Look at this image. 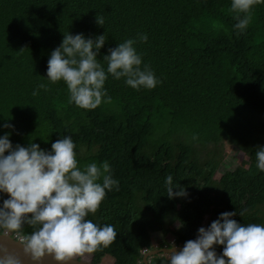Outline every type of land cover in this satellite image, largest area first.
<instances>
[{"label":"trees","instance_id":"trees-1","mask_svg":"<svg viewBox=\"0 0 264 264\" xmlns=\"http://www.w3.org/2000/svg\"><path fill=\"white\" fill-rule=\"evenodd\" d=\"M230 5L0 0V124L13 125L0 127V135L9 133L13 146L31 141L45 150L70 135L78 166L106 161L119 182L86 217L117 233L109 246L91 253L94 264L101 254L113 264H161L162 249L182 248L207 218L208 226L224 211L236 212L233 219L242 224H264V172L255 166L256 148L264 145V3L252 6L242 33L233 28ZM97 15L104 25L96 24ZM69 32L104 33L98 60L105 69L107 50L136 38L141 67L149 65L160 82L137 90L109 75V102L102 98L91 110L69 103L65 83L46 77L51 51ZM140 33L146 41H139ZM40 83L46 89L37 88ZM227 145L243 151L246 163L235 165L236 158L224 153ZM169 174L187 196L167 197ZM35 227L9 233L25 238ZM222 247L215 246L217 254Z\"/></svg>","mask_w":264,"mask_h":264},{"label":"clouds","instance_id":"clouds-1","mask_svg":"<svg viewBox=\"0 0 264 264\" xmlns=\"http://www.w3.org/2000/svg\"><path fill=\"white\" fill-rule=\"evenodd\" d=\"M261 3L264 0H231L230 9L236 14L233 28L242 33L251 21L250 9ZM95 22L104 25L98 15ZM138 39L143 42L147 36L140 33ZM105 41L104 33L93 38L69 32L51 51L46 77L51 83H65L69 103L91 110L102 103V98L109 102L104 88L109 75L124 78L126 85L137 90L152 89L160 82L149 65L141 67L142 57L134 47L136 38L109 48L102 57L105 69L98 60ZM46 87L44 83L37 85L39 89ZM36 94L34 89L32 95ZM0 127L13 125L6 122ZM9 135H0V194H7L0 199V235L14 237L9 232H17L23 225L38 226L20 242L24 253L37 262L46 253L56 261H66L109 246L117 235L114 226L98 225L86 218L96 212L106 190H118L119 182L112 177L109 163L93 161L78 166L70 135L53 141L50 150L31 141L26 146H13ZM255 161L256 168L264 172V145L256 148ZM164 185L169 199L187 196L170 174L164 178ZM235 215L234 211L221 212L207 227H199L195 239L185 241L179 250L174 245L162 249L161 264H264V224H242L233 219ZM217 245L223 246L219 254ZM0 264H21V260L0 246Z\"/></svg>","mask_w":264,"mask_h":264},{"label":"water","instance_id":"water-1","mask_svg":"<svg viewBox=\"0 0 264 264\" xmlns=\"http://www.w3.org/2000/svg\"><path fill=\"white\" fill-rule=\"evenodd\" d=\"M208 219L205 222V226L207 227ZM21 241L16 239L15 237L7 234L0 235V246H3L8 252L17 256L21 260V264H94L89 260H85L83 258L72 257L66 261H56L53 259L51 254H45L41 259L37 261L31 260L30 256L26 255L23 251V246L20 243ZM181 247L176 246L175 249L179 250ZM167 249V248H164ZM158 250H154L151 254L157 253ZM148 254L144 256V261L147 260Z\"/></svg>","mask_w":264,"mask_h":264},{"label":"rangeland","instance_id":"rangeland-1","mask_svg":"<svg viewBox=\"0 0 264 264\" xmlns=\"http://www.w3.org/2000/svg\"><path fill=\"white\" fill-rule=\"evenodd\" d=\"M224 153L226 156H229V157L234 156L236 158L235 165L240 164V162L246 163V161H247L246 154L243 151H240L237 149L235 150L233 148V146L227 145L225 147ZM154 240H156V239L154 238ZM77 257H81V258H84L86 260H91L93 258V255L91 253H84L82 255H78ZM97 261L100 264H113L114 263L113 259L110 256L103 255V254L98 256Z\"/></svg>","mask_w":264,"mask_h":264},{"label":"built area","instance_id":"built-area-1","mask_svg":"<svg viewBox=\"0 0 264 264\" xmlns=\"http://www.w3.org/2000/svg\"><path fill=\"white\" fill-rule=\"evenodd\" d=\"M14 237L18 238L20 241L24 239L23 236H19L18 234H14Z\"/></svg>","mask_w":264,"mask_h":264}]
</instances>
